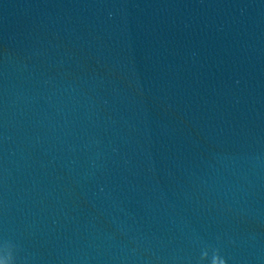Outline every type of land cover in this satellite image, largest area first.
<instances>
[{
  "label": "water",
  "instance_id": "water-1",
  "mask_svg": "<svg viewBox=\"0 0 264 264\" xmlns=\"http://www.w3.org/2000/svg\"><path fill=\"white\" fill-rule=\"evenodd\" d=\"M264 264V0H0V256Z\"/></svg>",
  "mask_w": 264,
  "mask_h": 264
},
{
  "label": "clouds",
  "instance_id": "clouds-1",
  "mask_svg": "<svg viewBox=\"0 0 264 264\" xmlns=\"http://www.w3.org/2000/svg\"><path fill=\"white\" fill-rule=\"evenodd\" d=\"M13 246L10 243H6L5 251L7 252L6 256H0V264H15V259L12 254ZM212 264H227L226 260L223 259L219 253L213 257Z\"/></svg>",
  "mask_w": 264,
  "mask_h": 264
}]
</instances>
